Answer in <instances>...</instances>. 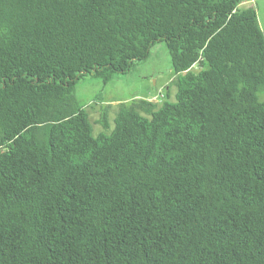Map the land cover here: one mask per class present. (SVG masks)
Listing matches in <instances>:
<instances>
[{
  "label": "trees",
  "instance_id": "16d2710c",
  "mask_svg": "<svg viewBox=\"0 0 264 264\" xmlns=\"http://www.w3.org/2000/svg\"><path fill=\"white\" fill-rule=\"evenodd\" d=\"M242 1L0 0V264H264V31ZM161 41L174 100L94 136L76 84Z\"/></svg>",
  "mask_w": 264,
  "mask_h": 264
},
{
  "label": "rangeland",
  "instance_id": "374dc122",
  "mask_svg": "<svg viewBox=\"0 0 264 264\" xmlns=\"http://www.w3.org/2000/svg\"><path fill=\"white\" fill-rule=\"evenodd\" d=\"M243 0L242 3L254 7L261 29L264 31V0ZM175 74L173 73L170 56L163 41L157 42L150 48L146 59L135 61L130 70L124 74H115L106 83L98 77L87 75L75 87V97L80 104H85L89 113L92 133H109L114 127V116L120 104L134 97L145 98L152 101L163 99L159 91H164L169 100H174ZM108 110V129H103L98 122L101 108Z\"/></svg>",
  "mask_w": 264,
  "mask_h": 264
},
{
  "label": "built area",
  "instance_id": "2783aa9c",
  "mask_svg": "<svg viewBox=\"0 0 264 264\" xmlns=\"http://www.w3.org/2000/svg\"><path fill=\"white\" fill-rule=\"evenodd\" d=\"M158 94H159L158 96H159L160 98H161V97H163V96H162V92H161V91H159V93H158ZM159 100H160V99H159ZM159 100H158V101H159Z\"/></svg>",
  "mask_w": 264,
  "mask_h": 264
}]
</instances>
